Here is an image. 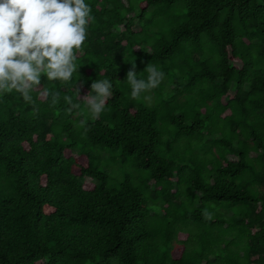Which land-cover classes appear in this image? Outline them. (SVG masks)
<instances>
[{
  "label": "trees",
  "instance_id": "obj_1",
  "mask_svg": "<svg viewBox=\"0 0 264 264\" xmlns=\"http://www.w3.org/2000/svg\"><path fill=\"white\" fill-rule=\"evenodd\" d=\"M85 3L59 102L0 95V264H264V0ZM132 62L165 74L137 100Z\"/></svg>",
  "mask_w": 264,
  "mask_h": 264
},
{
  "label": "clouds",
  "instance_id": "obj_2",
  "mask_svg": "<svg viewBox=\"0 0 264 264\" xmlns=\"http://www.w3.org/2000/svg\"><path fill=\"white\" fill-rule=\"evenodd\" d=\"M93 20L91 6L85 0H0V95L15 91L26 103L35 104L31 93L38 92L42 99L51 95V105H56L60 94L40 87L42 77L61 85L72 82L77 71L73 49H81L86 39L85 25ZM143 71L147 78H138L132 62L126 74L133 100L157 88L165 76L151 63ZM112 87L108 79L94 80L90 91L77 97L92 119L105 110ZM63 100L68 112L80 109L72 96L64 95ZM202 214L205 219L212 218L207 209Z\"/></svg>",
  "mask_w": 264,
  "mask_h": 264
},
{
  "label": "rangeland",
  "instance_id": "obj_3",
  "mask_svg": "<svg viewBox=\"0 0 264 264\" xmlns=\"http://www.w3.org/2000/svg\"><path fill=\"white\" fill-rule=\"evenodd\" d=\"M173 24L176 25V24H178V22H177L176 20H174V21H173ZM229 158H230V159H237V157H235L234 155H229ZM108 162H109V161H108ZM112 163H113V162L110 161V163H106V164H107L108 166H111ZM113 165H115V164H113ZM123 174H124V172H123ZM185 187H186V186H185ZM186 189H187V188H186ZM186 197H188V199H189V195H186ZM185 236H186V234H181V237H185Z\"/></svg>",
  "mask_w": 264,
  "mask_h": 264
}]
</instances>
